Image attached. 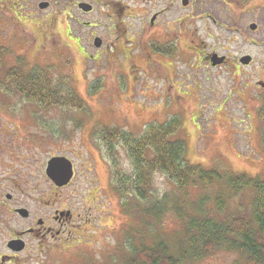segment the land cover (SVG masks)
Listing matches in <instances>:
<instances>
[{
  "label": "rangeland",
  "instance_id": "374dc122",
  "mask_svg": "<svg viewBox=\"0 0 264 264\" xmlns=\"http://www.w3.org/2000/svg\"><path fill=\"white\" fill-rule=\"evenodd\" d=\"M113 1L0 0V180L8 184L9 172L19 185L1 187V196L13 192L23 207L43 216L51 213L43 207L56 199L70 201L76 212L83 203L91 224L75 249L93 251L82 260L97 264H126L131 252L123 241L145 231L137 221L145 204L128 198L123 207L112 178L115 159L123 174L130 175L132 166L122 146H105L111 133L136 140L148 125L178 121L170 140L184 145L186 165L264 178V0H192L190 18L180 0H120L128 10L115 18H122L124 28L121 22L111 33ZM41 3L48 7L39 9ZM79 3L92 12H81ZM93 36L108 46L112 40L110 51L96 53ZM245 57L247 65L241 63ZM12 68L36 71L43 80L48 75L60 93L55 101L73 98L81 108L27 99L4 84ZM52 156L76 166L74 187L67 192L54 193L45 176ZM208 187L193 182L180 191L156 172L148 197L154 204L165 196L174 203L206 196L209 206L223 197L231 214L240 205L246 209L252 198L247 191L234 195L222 185ZM170 206L156 219L164 234L177 226ZM36 246L35 241L31 247ZM237 263L236 254L220 250L193 264Z\"/></svg>",
  "mask_w": 264,
  "mask_h": 264
},
{
  "label": "trees",
  "instance_id": "16d2710c",
  "mask_svg": "<svg viewBox=\"0 0 264 264\" xmlns=\"http://www.w3.org/2000/svg\"><path fill=\"white\" fill-rule=\"evenodd\" d=\"M2 55L0 50V60ZM27 72L29 71L9 69L7 75L10 82L9 85L4 84L27 94L29 100H47L48 103H55L52 105L58 108H81L75 99L69 97L66 98L68 101H61L62 98H59L60 101L56 102L55 99L60 93L55 92L56 87L49 85L48 75L43 80L44 76L36 75V71ZM260 118L264 121V111H261ZM177 126L178 121L148 125L136 140L116 132L110 134V140H107L109 135L106 136L107 139L104 138L108 148L115 144L122 146L132 166V173L126 175L118 170L117 159L113 161L115 170L112 178L120 187L118 193L123 200V207H126L128 198L136 201L137 206L140 203L145 204L143 210L138 209L140 217L137 220L145 225L143 235L123 241L125 250L131 252L126 255L125 263L193 264L203 261L215 251L222 250L236 254L239 261L237 264H264V178L231 173L221 175L216 170L186 165L184 145L170 140ZM156 172L173 182L180 191L196 182L204 189L222 185L234 195L247 191L252 198L246 204V209L241 205L237 207L241 211L236 214L227 211V200L223 197H215L211 206V199L206 196L197 199L191 197V201L183 199L178 203L165 196L164 201L156 200L153 204L150 203L152 199L148 194L153 186V174ZM166 204L171 205L176 217L177 226L171 231L172 234L159 232L162 224L156 220L161 214H165ZM153 228H156V232Z\"/></svg>",
  "mask_w": 264,
  "mask_h": 264
},
{
  "label": "flooded vegetation",
  "instance_id": "af4514ba",
  "mask_svg": "<svg viewBox=\"0 0 264 264\" xmlns=\"http://www.w3.org/2000/svg\"><path fill=\"white\" fill-rule=\"evenodd\" d=\"M119 1L116 0L110 4L112 25L109 30L111 33L116 31L118 24L122 22V18L115 17L118 13L122 14L125 9L128 10V7ZM180 3L182 8L188 11L187 15L190 18V11L193 10L194 2L192 0H180ZM169 8L166 10H170ZM199 9L203 10L201 7ZM155 18L156 16L150 21L151 27L155 24ZM214 23H216L215 20ZM121 27L124 28L123 22ZM175 28L179 30L178 26ZM110 36L114 35L110 34ZM121 36L123 35H120L119 38ZM93 37V47L98 51L96 53L104 54L110 51L113 45L112 40L109 42L111 46H108L103 44V38ZM96 40H99V47L95 46ZM120 42H122V46L121 48L118 47V49L120 48L118 53L124 57L126 56L125 46L123 41ZM202 62L208 64V57L202 58ZM223 63L224 61L215 67H219ZM53 157L56 156L51 158ZM71 164L73 176L67 185L57 187L46 177L54 193L67 192L74 187L77 171L75 164L73 162ZM6 176L9 178L6 181L8 184L0 180V188L19 186L12 173L7 172ZM77 205L84 210L81 209L76 212V206L72 205L70 201L62 202L56 199L53 205L49 207L42 205L47 211H51L50 214L46 212L47 215L44 216L42 214L33 215L32 211L22 206L13 192L2 196L0 192V264H93V260L90 258L82 260L84 253H92L93 251H76L75 249L81 242L82 232H89L87 226L91 224L89 214H84V211L86 212L88 209L87 206L83 203H77ZM20 211L25 212V214H21ZM35 241L37 246L33 248L31 245Z\"/></svg>",
  "mask_w": 264,
  "mask_h": 264
},
{
  "label": "water",
  "instance_id": "95a60500",
  "mask_svg": "<svg viewBox=\"0 0 264 264\" xmlns=\"http://www.w3.org/2000/svg\"><path fill=\"white\" fill-rule=\"evenodd\" d=\"M39 9H46L48 7L47 3H41L39 6ZM78 9L82 12L88 13L91 11L92 7L86 3H80L78 4ZM255 25H250L249 29L254 31L256 30ZM95 46L99 47V40L95 41ZM211 62L213 64L216 63L217 58L216 55H213L210 58ZM250 59L248 57H245L242 59L241 63L243 65H247L249 63ZM45 174L48 179L57 187H62L67 185L72 176H73V169L71 162L66 159L65 157H53L47 162V166L45 169ZM21 214H25V212L20 211Z\"/></svg>",
  "mask_w": 264,
  "mask_h": 264
}]
</instances>
